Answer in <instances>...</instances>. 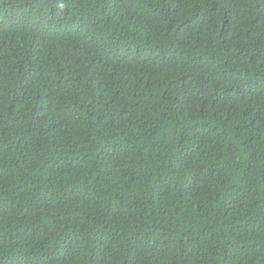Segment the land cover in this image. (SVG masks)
Segmentation results:
<instances>
[{"label":"trees","instance_id":"obj_1","mask_svg":"<svg viewBox=\"0 0 264 264\" xmlns=\"http://www.w3.org/2000/svg\"><path fill=\"white\" fill-rule=\"evenodd\" d=\"M0 264H264V0H0Z\"/></svg>","mask_w":264,"mask_h":264}]
</instances>
